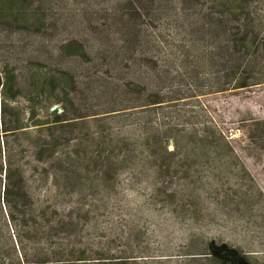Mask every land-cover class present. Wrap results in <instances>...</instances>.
<instances>
[{
  "label": "rangeland",
  "instance_id": "obj_1",
  "mask_svg": "<svg viewBox=\"0 0 264 264\" xmlns=\"http://www.w3.org/2000/svg\"><path fill=\"white\" fill-rule=\"evenodd\" d=\"M14 4L0 0V264H264V84L221 91L176 21H148L132 65L110 0H23L24 19Z\"/></svg>",
  "mask_w": 264,
  "mask_h": 264
},
{
  "label": "trees",
  "instance_id": "obj_2",
  "mask_svg": "<svg viewBox=\"0 0 264 264\" xmlns=\"http://www.w3.org/2000/svg\"><path fill=\"white\" fill-rule=\"evenodd\" d=\"M13 1L15 4L11 10L15 12H10V16L16 13L24 19L29 15V6L25 7L23 0ZM47 8H36L31 13L34 25L39 30L47 28L53 21L52 16L46 12ZM106 8L114 16L113 20L118 16L124 23L125 47H128L125 57L132 65L140 60L137 51L142 42L143 46H152L153 37L147 33L148 21L154 23L164 18L181 23V42L184 47H189V51L197 49L193 55L196 61H209L218 66L221 91L243 90L264 84V0H110ZM5 11L3 17L6 18ZM66 47L70 49L69 54L86 53L85 46L79 40L67 42ZM147 57L149 67L153 69L155 56L152 53ZM3 88L5 96L11 99L20 93L13 74L6 75ZM151 93L153 98L146 105L163 102L157 92ZM4 110L1 108L0 112L2 127L11 123L2 120ZM66 113V109L62 114L55 113V122L66 120ZM39 124L42 123L35 125ZM23 127L18 124L5 131ZM215 258L221 264H230Z\"/></svg>",
  "mask_w": 264,
  "mask_h": 264
}]
</instances>
